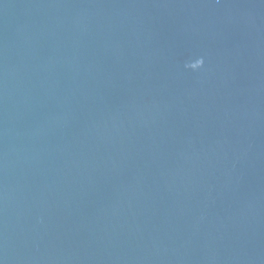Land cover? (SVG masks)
<instances>
[{
  "label": "water",
  "instance_id": "1",
  "mask_svg": "<svg viewBox=\"0 0 264 264\" xmlns=\"http://www.w3.org/2000/svg\"><path fill=\"white\" fill-rule=\"evenodd\" d=\"M0 264H264V0H0Z\"/></svg>",
  "mask_w": 264,
  "mask_h": 264
}]
</instances>
